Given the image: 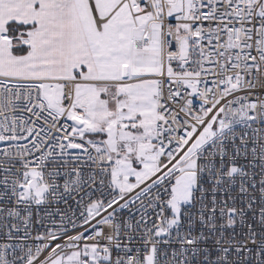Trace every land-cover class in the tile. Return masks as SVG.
Instances as JSON below:
<instances>
[{"label":"snow or ice","instance_id":"obj_1","mask_svg":"<svg viewBox=\"0 0 264 264\" xmlns=\"http://www.w3.org/2000/svg\"><path fill=\"white\" fill-rule=\"evenodd\" d=\"M0 264H264V0H0Z\"/></svg>","mask_w":264,"mask_h":264}]
</instances>
